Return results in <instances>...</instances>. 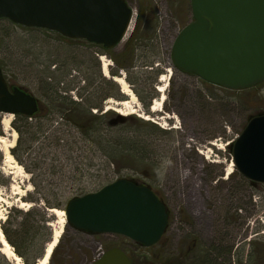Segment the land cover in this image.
Segmentation results:
<instances>
[{
	"label": "rangeland",
	"instance_id": "obj_1",
	"mask_svg": "<svg viewBox=\"0 0 264 264\" xmlns=\"http://www.w3.org/2000/svg\"><path fill=\"white\" fill-rule=\"evenodd\" d=\"M129 1L133 20L111 56L86 40L0 20L4 76L9 86L33 94L41 106L32 118L12 114L7 131L3 120L8 114L0 112V136L10 142L16 133L10 149L13 162L5 155L0 158V229L4 232L5 226L13 234L16 228L20 233L41 225L36 226L38 236L45 238L49 231L44 254L61 225L50 208L65 209L71 199L125 178L151 187L164 202L168 226L161 240L146 249L126 236L86 232L66 221L48 264H91L113 247L134 256H156L150 264H264V183L252 184L235 167L228 173L231 144L251 115L264 110V88L260 93L255 88L223 89L174 65L176 38L193 21L191 0ZM126 46L131 60L122 59L119 65L115 57ZM105 60L110 64L107 74ZM119 76L136 95L134 114L118 105L129 99L114 79ZM101 77L115 83L123 97L102 98L100 88L111 89L101 84ZM56 89L80 103L81 116H69L68 106L53 99ZM163 95L162 110L152 111ZM89 112L97 116L95 127L104 136L128 140L130 155L120 153L112 160L103 152L97 142L100 134H86L87 127L93 129L85 120L93 117ZM111 112L130 116V121L111 123ZM21 201L28 205L20 207ZM224 233L227 240L220 244L218 237ZM13 239L26 251V235ZM218 245L231 250L222 256ZM252 251L256 253L249 259Z\"/></svg>",
	"mask_w": 264,
	"mask_h": 264
},
{
	"label": "water",
	"instance_id": "obj_2",
	"mask_svg": "<svg viewBox=\"0 0 264 264\" xmlns=\"http://www.w3.org/2000/svg\"><path fill=\"white\" fill-rule=\"evenodd\" d=\"M191 9L193 21L172 50L178 69L229 89L264 80V0H191ZM133 14L127 0H0V20L106 49L123 41ZM38 110L37 97L11 88L0 67V112L30 117ZM231 149L235 169L264 183V113L249 119ZM64 210L67 222L80 230L123 235L147 247L168 226V209L151 187L125 178L71 199ZM91 264L134 263L124 249L113 247Z\"/></svg>",
	"mask_w": 264,
	"mask_h": 264
},
{
	"label": "trees",
	"instance_id": "obj_3",
	"mask_svg": "<svg viewBox=\"0 0 264 264\" xmlns=\"http://www.w3.org/2000/svg\"><path fill=\"white\" fill-rule=\"evenodd\" d=\"M22 27H24V26H22ZM131 54H132L131 48L130 47L128 48V46H126L123 49V51L120 53L119 58L115 57L116 62H118L117 64L120 65V62H121L122 59H124L126 61L131 60V58H130ZM157 73H159V71H157ZM114 74L117 75V72L114 73ZM101 79H102V82H103L101 84L102 85L105 84L106 86H108V84H109V86H110L109 88L111 89V90H106L104 87H101V88L99 87L100 89H103V91H101V93L99 94V95H101L102 98H105L107 96H116L118 98H122L123 97L120 94V92L118 90V86L115 83H113L112 81H107V80H105L102 77H101ZM10 87L12 88L14 86H10ZM218 87L228 90V88L223 87V86H219L218 85ZM251 88H252V90H254L255 87H249V88H245V89H251ZM245 89L243 88L242 90H245ZM112 90H114V92ZM54 92L57 93V89ZM102 98H100V99H102ZM245 101H246V99H245ZM79 107H80V103L74 102L72 100H69L68 109H69L70 113H68V115L69 116L73 115V116H77L78 117V115L81 114V112L79 111ZM40 109H41V106L39 105V111H40ZM260 111L261 110H259V112ZM111 113L113 115L112 114H108V117L110 116L109 119H110L111 123L113 122V123H116L118 125H121V124H126L127 122L130 121V116H123V115H119V114H116V113H113V112H111ZM89 114H90V112H89ZM36 115H38V112L36 114H34L33 116H30V117L32 118V117H34ZM18 116L19 117L28 118V116L21 115V114H18ZM83 116L86 117V115H83ZM91 116H93V115H91ZM105 116H102L101 118H104ZM95 118H97V116H93V117L88 116V118L85 119L87 121V123H90L91 125H93V129H92V126H91V127H87L88 129H86L85 131H86V134H90V135H91V133H94V134L99 133L100 134L99 138L97 139L99 141H97V140L96 141L101 145L103 152L106 155H108L110 158H112V160H114L120 153H124V154L128 153L130 155L131 154L130 153L131 150H130V147H129L130 144H129L128 140L126 138H124V137H117L116 139L113 138L111 140V139L108 138V136H104V132L105 131L96 129V127H95V122H96ZM110 121H108V122H110ZM27 124L31 125L28 122H27ZM102 128L104 129V127H102ZM18 130L20 132V128L19 127H18ZM12 152H13L14 155H16L15 150H13ZM132 156H133V154H132ZM132 156L131 157L124 156V157L129 159V160H134L135 159L134 161H137V162H139L138 160L142 159V158L138 159V157H136V156L132 157ZM3 157H4V154L0 151V158H3ZM251 183L255 184V182H252V181H251ZM32 214H33V212H31V211H28L26 213L27 216L28 215L32 216ZM8 223H12V222L9 221ZM36 226L40 227L41 225H34L33 224V225L30 226V227H33V231L30 230L31 229L30 227L29 228L27 227L26 229H21L20 233H19L18 229L16 228L13 231V234H12V232L9 229H7L4 226V233L6 234L8 242L14 246V250L16 251V253L24 258V264H36V261L42 255H44V254H42L43 253V249H44V245L49 241V231L46 232V237L42 238L41 236H38L41 230H39L40 228L36 229ZM17 234L26 235V241H27V244H26L27 249H26V251H21L19 244L16 243V241L13 239L15 236H17ZM18 236H20V235H18ZM140 245L145 247L146 249H150L151 248V247H147V246L142 245V244H140ZM229 250H231V249H229ZM253 252H255V251H253ZM135 256H137L138 259L134 258ZM135 256L132 255V260H133V262L135 264H150V260H152L153 258L156 257V256L154 257V255H151V256L146 255V254L142 255L141 252H139V255H135ZM0 264H10V259L4 253H2L1 250H0Z\"/></svg>",
	"mask_w": 264,
	"mask_h": 264
},
{
	"label": "bare ground",
	"instance_id": "obj_4",
	"mask_svg": "<svg viewBox=\"0 0 264 264\" xmlns=\"http://www.w3.org/2000/svg\"><path fill=\"white\" fill-rule=\"evenodd\" d=\"M103 58H105V57L102 56L101 59H103ZM109 65L110 64L106 60H105V62H103V71L106 74L108 73ZM115 80H116V82L121 84L122 91L124 92V94L129 96L128 100L120 101V102H118V105L126 106L129 110V112L127 113L128 115L136 113L135 106L134 107L132 106V104L135 103V100H136L135 93L132 91L131 87L128 85V83L126 82V80L123 76L115 77ZM160 80L164 81L165 79H164V77H162ZM159 91H161L163 93L165 91V88L161 86L159 88ZM164 98L165 97L163 95L160 97L159 100L154 101L153 106L151 107V110L154 112L161 111L162 110V104L164 102ZM117 110H118V112L122 113L121 110H119V109H117ZM11 116H12V114H8V117L3 120V125H4L5 131L10 130ZM148 118L149 117H147V119ZM15 137H16V133L13 132L12 133L13 139H12V141L9 142L6 140L5 137L0 136V150H2V152L4 153L6 161L13 162L14 158H13L12 153L10 152V149L14 147ZM233 168H234V163H233V161H231L229 164L228 173H231L233 171ZM27 205L28 204L26 202L21 201L20 207H24ZM50 211L52 212V214H54L60 220L59 223L61 225H59V227L56 230H54L53 238L50 241V243L47 245V249L45 250V254L40 259L38 264H48L50 256H51L53 250L55 249V247L57 246L58 241L61 237L64 224L67 221L66 212L64 209L53 207ZM0 219H3V217H1ZM0 243L2 244V247H0V250L2 253H4L10 260H13L16 264H24L20 255H17L15 253V251L13 250V247L8 242V240L6 239L5 234L1 229H0Z\"/></svg>",
	"mask_w": 264,
	"mask_h": 264
},
{
	"label": "flooded vegetation",
	"instance_id": "obj_5",
	"mask_svg": "<svg viewBox=\"0 0 264 264\" xmlns=\"http://www.w3.org/2000/svg\"><path fill=\"white\" fill-rule=\"evenodd\" d=\"M128 1V3L131 5V2L129 1V0H127ZM132 6V5H131ZM98 47L99 48H101V51L103 52L104 51V55H106V56H111L110 55V51H111V49H106V48H104L103 46H101V45H98ZM100 51V52H101ZM62 84H64V82H62ZM251 87H255V89H257L258 90V92L260 93V91L264 88V80L263 81H261V82H259V83H257V84H255L254 86H251ZM247 88H249V87H247ZM245 89V88H244ZM77 98V97H76ZM53 99L55 100V101H58V102H60V101H62V104H63V106H65V105H67L68 106V102H69V100H70V97H69V95H68V92H66V91H62L61 89H59V90H57V93H55L54 92V97H53ZM81 100H82V98H81ZM39 101V100H38ZM40 105V104H39ZM262 113H264V110L262 111H260V112H258L257 114H262ZM257 114H254V115H257ZM253 115V116H254ZM252 117V116H251ZM250 117V118H251ZM247 124H248V122L246 123V125L243 127V129H242V131H241V133L245 130V128H246V126H247ZM240 133V134H241ZM73 228H75V229H78V228H76L75 226H73L72 224H70ZM83 231H85V230H83ZM86 232H90V231H86ZM225 240H227L226 239V237H225V233L224 234H222V235H220V237H218V241H219V243L220 244H224V242H225ZM216 249H220V250H222V252L220 253V254H222V256L224 255H226L227 254V252H229V248L228 249H226V250H223L222 249V246L221 245H218V247H216ZM226 251V252H225ZM126 252V251H125ZM211 252H214L213 250H212V248L210 249V254H211ZM127 253V252H126ZM254 252L252 251V252H250V254L248 255V257H249V259L252 257V254H253ZM127 255L129 256V258L132 260V254H128L127 253ZM211 256H212V254H211ZM133 261V260H132ZM134 263V262H133ZM213 264H217V263H214V262H212ZM135 264V263H134Z\"/></svg>",
	"mask_w": 264,
	"mask_h": 264
},
{
	"label": "built area",
	"instance_id": "obj_6",
	"mask_svg": "<svg viewBox=\"0 0 264 264\" xmlns=\"http://www.w3.org/2000/svg\"><path fill=\"white\" fill-rule=\"evenodd\" d=\"M261 232L264 234V227H263V229L261 230Z\"/></svg>",
	"mask_w": 264,
	"mask_h": 264
}]
</instances>
